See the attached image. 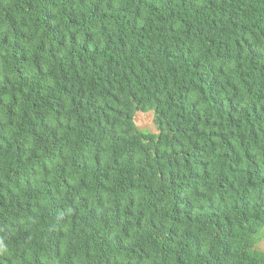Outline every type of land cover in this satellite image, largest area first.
Segmentation results:
<instances>
[{
	"label": "trees",
	"instance_id": "obj_1",
	"mask_svg": "<svg viewBox=\"0 0 264 264\" xmlns=\"http://www.w3.org/2000/svg\"><path fill=\"white\" fill-rule=\"evenodd\" d=\"M262 239L264 0H0V264H264Z\"/></svg>",
	"mask_w": 264,
	"mask_h": 264
},
{
	"label": "rangeland",
	"instance_id": "obj_2",
	"mask_svg": "<svg viewBox=\"0 0 264 264\" xmlns=\"http://www.w3.org/2000/svg\"><path fill=\"white\" fill-rule=\"evenodd\" d=\"M134 122L140 130L157 133V128L153 122L152 112H137L134 117ZM259 247L264 250V239L260 241Z\"/></svg>",
	"mask_w": 264,
	"mask_h": 264
}]
</instances>
